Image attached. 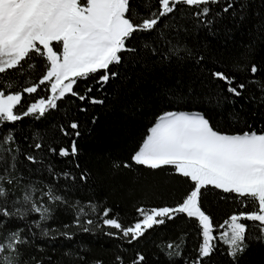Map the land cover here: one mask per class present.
<instances>
[{
	"label": "trees",
	"instance_id": "obj_1",
	"mask_svg": "<svg viewBox=\"0 0 264 264\" xmlns=\"http://www.w3.org/2000/svg\"><path fill=\"white\" fill-rule=\"evenodd\" d=\"M140 3L141 0H134V4ZM259 3L260 0H256L253 8L259 7ZM152 5L158 7L157 0H152ZM223 6H212L213 13ZM178 8V13L165 18L157 30L136 33L127 42L136 51L123 53L122 63L111 66V71L118 72L116 78L103 86L97 83L102 73L78 81L77 92L84 94L87 87H91L89 97L103 100L104 103L92 104L68 95L44 117L37 119L30 115L0 128V136L12 130L15 137L14 144L0 147V173L11 165L12 156H15V168L9 167L6 174L14 181L8 186L13 193L11 199L22 198L25 192H31L33 188L37 190L35 196L39 197L50 186L56 195L63 196L68 202L62 204L44 197L42 202L50 207L51 214L47 220L40 222V228L33 224V221L39 220L36 213H29L23 220L15 219L8 225L12 231L23 229L22 234L28 239V243L22 246L25 258L36 256L44 264H82L80 256L87 264H94L96 260L103 264H116L117 255L123 258L124 264H131L137 252L145 256L144 264H187L195 258L202 237L196 227L197 221L186 214L148 230L144 237L133 244H128L123 238L105 235L110 229L102 224L99 228L88 226L91 231L83 232L73 223L79 207L84 208L81 223L86 219L101 223L100 211L108 207L112 209L111 215L129 226L138 219L139 207L174 206L182 201L191 187L187 178L176 174L171 166L151 170L131 160L143 144L149 128L165 112H200L214 128L229 134L251 130L260 132L264 129V105L248 99L250 95H259L258 86L248 82L253 79L264 81V42L256 43L247 56L249 67L255 63L260 68L255 78L247 69H237L234 63V59L245 52L244 46L253 35L255 20L249 19L243 25L233 27L230 14L225 13L222 24L231 28L226 39L221 31V22H217L213 33L190 15L196 9L184 5ZM139 10L143 16L144 9ZM161 33L164 35L161 36ZM168 40L173 45L191 49V56L186 51H180L178 55L184 59L177 63V56L167 51L172 47ZM146 44L148 47H145ZM153 48L156 49L155 54ZM199 54L205 55L206 60L197 65L194 61ZM27 63H34L35 68L27 70ZM45 63L43 58L33 56L25 62V75L20 76L19 70H12L4 77L11 78L17 86H26L38 81L45 70ZM241 65L243 68V62ZM205 69H220L234 74L238 83H248V87L242 97H232L226 91H221L225 86L220 81L210 79ZM201 73L202 83L197 84V91L204 94L203 102L200 97L178 99L172 94L180 80L187 83L190 77H199ZM46 95L43 86L36 94H25L18 111ZM234 113H238L239 117H234ZM72 121L79 124V137L71 129L69 136L59 131V126L67 127ZM37 140L45 144L44 149H34L33 144ZM73 140L78 148L75 157H60L47 151L48 146L57 149L68 147L70 150ZM9 147L11 153L7 151ZM27 155L35 156L38 163L28 161ZM125 163L131 167L124 168ZM114 164H120V167L114 168ZM65 171L71 172L76 179L73 181L59 175ZM81 173H86V180L79 179ZM89 202L97 205V212L91 211ZM76 205L78 207H73ZM202 208L217 226L231 213L242 210L234 195L212 187L204 190ZM65 225L69 227L66 229ZM44 229L49 231V236L43 235ZM64 231L71 232L73 238L68 240L61 236L60 233ZM256 234L252 231L246 234L247 247L235 261L227 255V245L217 241L216 251L202 264H264V240L255 239ZM178 238L184 239L181 254L170 256L166 244Z\"/></svg>",
	"mask_w": 264,
	"mask_h": 264
},
{
	"label": "snow or ice",
	"instance_id": "obj_2",
	"mask_svg": "<svg viewBox=\"0 0 264 264\" xmlns=\"http://www.w3.org/2000/svg\"><path fill=\"white\" fill-rule=\"evenodd\" d=\"M157 3L158 7L152 5V0H141L139 5L134 4V0H0V128L30 115L37 119L44 117L58 107V101L68 95L92 104L104 103L103 100L89 97L91 87H87L84 94L77 92L75 88L78 81L102 73L97 83L103 86L116 78L118 72L111 71V66L122 63L123 53L136 51L127 42L136 33L157 30L165 18L178 13L180 5L196 9L190 15L210 32L214 33L217 22H221V31L226 39L231 28L222 24L225 13L230 14L229 20L233 27L254 19L253 35L244 46L245 52L234 59V63L237 69L250 71L254 78L260 72L255 63L249 67L247 56L256 43L264 42V11H261L264 9V0H260L257 8H253L256 0H157ZM221 4L223 8L213 13L212 6ZM140 8L144 9L143 16ZM168 43L172 47L167 51L177 56V63L184 59L178 55L180 51H186L191 56V49L173 45L171 40ZM152 51L155 54L156 49ZM33 56L43 58L46 62L38 81L20 87L11 78L4 77V74L12 70H19L20 76L25 75V62ZM205 60V55L199 54L194 62L200 65ZM26 67L30 71L35 68V64L27 63ZM205 71L210 79L222 82L225 87L221 91L235 98L242 97L248 83L258 86L259 95H250L248 99L264 105V81L253 79L248 83H238L234 74L220 69ZM202 78L203 73L199 77H190L187 83L180 80L172 94L178 99L200 97L203 102L204 94L197 91V84L202 83ZM42 86L47 95L35 99L22 111H18L25 94H36ZM233 115L239 117L238 113ZM69 129L76 137L80 136L79 124L75 121L67 127L59 126L64 136L72 134ZM149 131L150 135L135 151L131 160L151 170L171 166L176 174L187 178L191 187L182 201L174 206L139 207L138 219L129 226L111 215L112 209L108 207L100 211L101 223L93 219L81 223L84 208L79 207L73 221L75 226L83 232H90L88 226L99 228L102 224L104 228L110 229L105 235L123 238L128 244H133L144 237L148 230L186 214L188 218L197 221L196 227L202 237L195 258L187 264H202L209 259L216 251L217 241L227 245V255L235 261L245 251L246 234L250 231L258 233L255 239L264 240V129L260 132L251 130L229 134L214 128L210 120L200 112H166ZM14 143L12 130L0 136V147ZM33 147L42 150L45 144L37 140ZM7 151L11 153L12 149L9 147ZM47 151L60 157H75L78 154L75 140L70 150L68 147L57 149L48 146ZM26 159L33 164L38 163L32 155H27ZM9 167L15 168V156H12L11 165L0 173V264H44L36 256L24 257L22 246L28 243V239L22 234L23 229L12 231L8 225L15 219H25L29 213H36L39 220L33 221V224L40 228V222L47 220L51 214L50 207L42 202L44 197L62 204L68 202L63 196L56 195L50 186L39 197L35 196L37 190L33 188L31 192H25L22 198L11 199L13 193L8 186L14 181L6 175ZM76 167L79 168V164ZM113 167L119 168L120 164H114ZM123 167L130 168L131 165L125 163ZM49 171L52 172L51 167ZM59 175L73 181L76 179L67 171ZM79 179L86 180V173H81ZM208 187L234 195L242 210L231 213L218 226L214 225L213 218L202 208V197ZM88 206L93 213L98 211L96 204L89 202ZM64 227L67 229L69 226ZM43 235L49 236V231L44 229ZM60 235L68 240L73 238V234L68 231ZM183 244V238L167 242L169 255L180 256ZM79 260L87 264L83 256ZM115 260L116 264H124L119 255ZM144 261L145 256L137 252L131 264H144ZM94 264L103 262L96 260Z\"/></svg>",
	"mask_w": 264,
	"mask_h": 264
},
{
	"label": "rangeland",
	"instance_id": "obj_3",
	"mask_svg": "<svg viewBox=\"0 0 264 264\" xmlns=\"http://www.w3.org/2000/svg\"><path fill=\"white\" fill-rule=\"evenodd\" d=\"M168 112H188V111H168ZM166 113V112H165ZM190 113H194V112H190ZM164 114V113H163ZM162 114V115H163ZM161 116V115H160ZM159 116V117H160ZM159 117L157 118V120L155 121V123L149 128V130L152 128V127H154L155 126V124H156V122L158 121V119H159ZM148 135H150V131H148V134H147V136ZM147 136H146V138L145 139H147ZM144 141V140H143ZM142 146V145H141Z\"/></svg>",
	"mask_w": 264,
	"mask_h": 264
}]
</instances>
